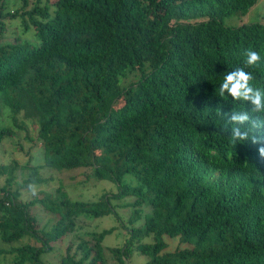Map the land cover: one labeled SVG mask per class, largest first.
Listing matches in <instances>:
<instances>
[{
  "label": "trees",
  "instance_id": "1",
  "mask_svg": "<svg viewBox=\"0 0 264 264\" xmlns=\"http://www.w3.org/2000/svg\"><path fill=\"white\" fill-rule=\"evenodd\" d=\"M14 1L10 13L0 0V37L17 16L35 42L0 43V141L22 132L42 164H0V263L45 264L51 243L111 214L106 195L72 200L60 184L54 196L19 200L29 183L45 182L42 170L88 169L93 184L109 181L116 198L132 199L121 207L144 264H264V128H249L260 143H233L223 115L264 113L219 95L236 68L264 90V23H222L257 0ZM249 49L261 57L253 67ZM36 209L52 216L48 227ZM111 232H74L80 241L58 264H126L124 247L102 246ZM24 238L37 245L1 248Z\"/></svg>",
  "mask_w": 264,
  "mask_h": 264
},
{
  "label": "rangeland",
  "instance_id": "2",
  "mask_svg": "<svg viewBox=\"0 0 264 264\" xmlns=\"http://www.w3.org/2000/svg\"><path fill=\"white\" fill-rule=\"evenodd\" d=\"M53 0H39V5L43 6L45 2L51 3ZM5 11L12 13L14 10L20 8V3L14 0H4ZM28 10V9H27ZM260 22L264 23V0H257V2L248 9L244 16L232 15L224 17L222 23L227 27H234L241 23ZM4 32L0 37V43L11 42L17 38L18 40H27L29 42H35V39L29 32L23 34L21 26L19 25V18L17 16L8 17L3 24ZM0 120L4 121V125L8 121L7 109H5L0 103ZM27 135L33 137V129L27 124ZM10 161H15L19 165H25L27 163L31 165H41V147L39 145L34 146L23 139V133H17L12 138H3L0 141V164H7ZM86 177V178H85ZM3 178V177H2ZM0 178V188L4 185V179ZM41 178L45 181L43 184L37 186V195L32 196L28 192L22 191L19 200L27 202L33 198H41L45 194L55 195V190L60 184L62 190L72 200L79 201H92L97 200L100 196L106 195L107 200L112 207V212L108 216L89 218L84 222L80 223L76 231L67 233L59 240L51 243L52 252L45 256V264H58L61 256L65 253L72 254L75 245L80 241L76 239L73 234L82 235L86 237L90 233H99L101 230L112 229V232L105 236L102 241V246L111 247H124L126 249L125 261L126 264H144L147 258L143 255H139L134 249V241L129 240V234L126 232L130 229L125 219L129 214L128 208H122L121 205L129 203L132 199L116 198L115 195L118 192V187L109 181H91V173L88 169L77 170L72 172H63L57 174L54 172L42 170ZM87 179V180H85ZM19 183L20 178H16ZM84 183V185H82ZM14 185L11 186L10 190H13ZM147 211V208L143 209ZM34 217L39 222V228L48 227L52 222L53 218L50 215L45 214L41 210L36 209L34 211ZM142 243L149 242L148 238H143ZM22 244L37 245L32 240L23 239L18 242L10 243L9 245H1V248L7 250L9 247L18 246ZM108 256L107 252H105ZM41 254L40 259L43 260ZM0 264H11L9 259L4 260ZM108 264H111L110 262Z\"/></svg>",
  "mask_w": 264,
  "mask_h": 264
},
{
  "label": "clouds",
  "instance_id": "3",
  "mask_svg": "<svg viewBox=\"0 0 264 264\" xmlns=\"http://www.w3.org/2000/svg\"><path fill=\"white\" fill-rule=\"evenodd\" d=\"M244 64L246 67L256 66L261 57L258 52L249 49L245 52ZM253 76L244 68H236L227 72L219 88V95L223 97L225 93L236 101L250 103L251 113H264V90L254 88L250 85ZM217 112L222 114V109L217 108ZM227 117L230 129V139L233 143L246 142L252 140L253 143H260L255 136L249 137V128H264V120H257L250 116L249 112L232 111L223 113ZM259 154L264 158V147L258 149ZM26 191L32 196L37 195V186L34 183L27 185Z\"/></svg>",
  "mask_w": 264,
  "mask_h": 264
}]
</instances>
